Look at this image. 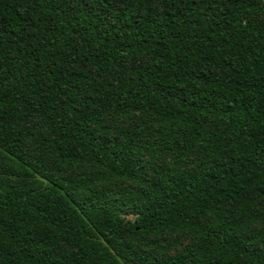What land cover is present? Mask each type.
I'll list each match as a JSON object with an SVG mask.
<instances>
[{"label": "trees", "instance_id": "trees-1", "mask_svg": "<svg viewBox=\"0 0 264 264\" xmlns=\"http://www.w3.org/2000/svg\"><path fill=\"white\" fill-rule=\"evenodd\" d=\"M0 264H264V0H0Z\"/></svg>", "mask_w": 264, "mask_h": 264}, {"label": "rangeland", "instance_id": "rangeland-1", "mask_svg": "<svg viewBox=\"0 0 264 264\" xmlns=\"http://www.w3.org/2000/svg\"><path fill=\"white\" fill-rule=\"evenodd\" d=\"M128 218H130V217H128ZM182 240H185V239H182Z\"/></svg>", "mask_w": 264, "mask_h": 264}]
</instances>
